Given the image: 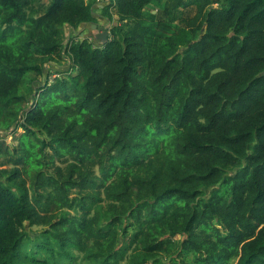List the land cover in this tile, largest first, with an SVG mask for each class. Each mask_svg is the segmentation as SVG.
Segmentation results:
<instances>
[{"label":"trees","instance_id":"trees-1","mask_svg":"<svg viewBox=\"0 0 264 264\" xmlns=\"http://www.w3.org/2000/svg\"><path fill=\"white\" fill-rule=\"evenodd\" d=\"M33 1L0 0V103L43 79L0 136L31 178L0 175V264H264V0Z\"/></svg>","mask_w":264,"mask_h":264},{"label":"rangeland","instance_id":"rangeland-1","mask_svg":"<svg viewBox=\"0 0 264 264\" xmlns=\"http://www.w3.org/2000/svg\"><path fill=\"white\" fill-rule=\"evenodd\" d=\"M50 0H35L33 1L28 7L27 11L30 12L32 10H38L42 11L46 7V5L49 3ZM87 2H91L92 5H94V2L96 0H86ZM44 4L45 7L40 8V5ZM103 7V5H102ZM101 5L95 6L93 8L95 14H101L104 11L102 10ZM162 6L155 3L151 2L147 4L144 7V13L145 16L153 14L154 18L153 19L151 16L150 18L147 17V20L149 22H156L160 16V11H161ZM194 7L190 5L187 8H179L175 11V17L174 20L169 23V26L167 27H161L160 25H157V32L156 35H158L161 39H164L167 36H171L177 32L180 31H187L190 30L188 26L186 25V22L189 18H191L194 15ZM109 12H112L110 20L108 18H104L102 21L99 20L98 23H95V32L92 35L93 32H90L87 29H84V27L78 28V27H63V45L66 44V42L74 37L75 39L84 37V36H90L92 35V39L94 40V43L98 46L102 45V40L97 37L98 34L102 33L103 31H108V34L113 29V25L117 22L118 17L114 13V10L111 8ZM126 21H123L125 23ZM128 24V23H126ZM98 27H101L98 29ZM98 29V30H97ZM56 62L58 63H67L69 64V61L64 58V59H58ZM57 74L52 72L50 75L49 79H54V77ZM43 79L39 74H36L33 71H30L27 73V75L21 80L19 86H18V91L17 95L21 96L20 99H16L15 97L11 100L9 103H0V136L5 139L8 143L13 144L16 143V137L22 132L21 128H16L15 123L19 121L22 115L21 109L27 106L26 100L23 99V97H30L33 95L34 90L36 86L39 85V82H42ZM56 165H64L60 164V162L56 161ZM15 169H17V173L13 174ZM22 166H16L14 162L11 160L10 156L8 154H0V175L3 178H8L7 184L10 186H13V188L18 187L21 181H24L25 185L28 186L31 178L28 174H26L24 171L21 170ZM52 171V170H50ZM94 172L96 175H100L99 169L96 167L94 168ZM10 177V178H9ZM16 189V188H15ZM43 190H41L42 192ZM75 193V192H74ZM28 227V223H26ZM43 228V225H34L32 229H41ZM131 231V229H128ZM176 238H179V236H176ZM164 262L167 261L168 259L166 258V255H162ZM176 257V256H175ZM179 260L180 264H186L190 260V256L180 258Z\"/></svg>","mask_w":264,"mask_h":264},{"label":"water","instance_id":"water-1","mask_svg":"<svg viewBox=\"0 0 264 264\" xmlns=\"http://www.w3.org/2000/svg\"><path fill=\"white\" fill-rule=\"evenodd\" d=\"M101 27H98L100 29ZM109 34L108 31H103L102 33L98 34L97 37L100 38L102 41H106Z\"/></svg>","mask_w":264,"mask_h":264},{"label":"built area","instance_id":"built-area-1","mask_svg":"<svg viewBox=\"0 0 264 264\" xmlns=\"http://www.w3.org/2000/svg\"><path fill=\"white\" fill-rule=\"evenodd\" d=\"M104 1L109 2V0H96V1L94 2V5H95V6H99V5H101V7H102V5L104 4Z\"/></svg>","mask_w":264,"mask_h":264}]
</instances>
